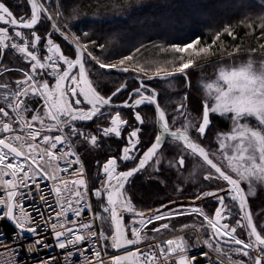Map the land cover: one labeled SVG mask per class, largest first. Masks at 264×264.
Returning a JSON list of instances; mask_svg holds the SVG:
<instances>
[{
    "label": "snow or ice",
    "instance_id": "snow-or-ice-1",
    "mask_svg": "<svg viewBox=\"0 0 264 264\" xmlns=\"http://www.w3.org/2000/svg\"><path fill=\"white\" fill-rule=\"evenodd\" d=\"M75 2L25 0L21 14L0 0V220L14 225L0 233V264H27L25 250L36 264H61L60 255L63 264H264V210L254 213L250 203L264 191V0L239 4L261 9L239 21L246 36L259 29L258 47L227 44L225 34L236 36L226 24L210 43L196 35L154 46L159 60L138 58L142 44L115 62L96 54L106 47L92 38L101 22L82 18ZM113 3L119 9L127 0ZM205 67L215 76L201 71L199 106H189L187 91L170 111L162 106L152 81L191 88L188 70ZM114 72L131 79L109 87ZM142 106H154L147 141ZM105 138L124 143L92 176L81 150ZM173 167L199 176L192 199L211 198L212 212L172 197L156 207L134 202L131 178ZM29 200L39 206L26 207ZM192 215L202 220L176 228L174 218ZM201 244L208 251L194 253ZM53 248L62 252L40 258Z\"/></svg>",
    "mask_w": 264,
    "mask_h": 264
},
{
    "label": "trees",
    "instance_id": "trees-1",
    "mask_svg": "<svg viewBox=\"0 0 264 264\" xmlns=\"http://www.w3.org/2000/svg\"><path fill=\"white\" fill-rule=\"evenodd\" d=\"M120 3L123 4L124 0H120ZM239 4L240 0H127L126 6L117 9L113 0H76L74 6L79 9L82 18H94L101 22L96 26L92 38L98 44L106 45L103 51L109 49V53L104 55L106 60L121 57L123 56L122 52L127 55L133 53L142 44L144 48H141V52L137 53V57L144 60H155L157 57H162V54H159L154 46L187 41L195 38L196 35L200 36L202 42L207 40L210 43L213 34L226 24L233 26L236 36L233 41L232 37L225 34L222 39L227 44H241L245 49L258 47L256 36L259 35V29L257 28L255 35L246 36L249 30L239 25V21L246 16L255 19L261 14V9L247 5L240 7ZM256 23L258 24V20ZM260 42L264 43V39ZM96 51L99 52L98 49ZM255 58L259 59V56ZM205 68L189 71L192 87L196 85L194 79L195 76L196 79L198 78V71H204ZM121 78L131 79L127 74L114 72L112 77H105V83L112 87L109 81ZM176 82L180 91L183 87L188 88L181 80L178 79ZM155 85L158 86V91L161 93L162 106L167 104L170 110L171 105L177 102L174 100H177L178 96L169 98V94L167 95L169 85H164L163 88L158 81ZM148 111L154 115V107H142V115L145 118V125L142 126V138L145 141L152 137L155 128V124L146 122ZM129 119L131 122H135L134 116L131 114H129ZM223 124L221 123V125ZM123 143L122 140L120 145H117L113 139L105 138L100 147L96 149L97 151H93V149L91 152L83 151L81 154L88 172L91 175L97 172L99 167L97 161L103 162L107 156L115 154V147L119 148ZM163 175L166 182L142 179L135 182L133 180L129 185L132 186L131 190L136 198L135 201L154 203L153 207H155L161 200L166 201L170 195L175 194L177 191H174V188H177L178 185L174 173L165 171ZM214 206L211 208L214 209ZM1 225L10 228L6 222H1Z\"/></svg>",
    "mask_w": 264,
    "mask_h": 264
},
{
    "label": "rangeland",
    "instance_id": "rangeland-1",
    "mask_svg": "<svg viewBox=\"0 0 264 264\" xmlns=\"http://www.w3.org/2000/svg\"><path fill=\"white\" fill-rule=\"evenodd\" d=\"M258 23H259V21H258ZM97 49L99 50L100 53L96 51ZM97 49L95 50L96 54L99 53L98 55H100L102 59H105L104 55H105V53L106 54L109 53V49L104 50V51L102 49H99V48H97ZM122 54H123V56L127 55V54H124L123 52H122ZM121 57H117V58H115L113 60H106V62H115L117 59H119ZM161 58L162 57H157L155 60H159ZM240 59L246 60L247 59V55H244V56L240 57ZM195 69H197V68H195ZM191 70L192 69H189L188 71H191ZM203 74L209 79H212L215 76V73H214L212 67H206L205 70L203 71ZM194 80H195L194 84H196L195 87H192V88L183 87L181 89V91L179 90L178 84L176 82L177 86L175 88L168 87V91L169 92L167 93V95L169 94V98L178 96L177 100H174V101H177L176 103H178L182 99L183 93L187 91L189 93V97H190L189 98V106L192 107V108L199 106V104L201 103L202 95H203L202 85L200 84V81H201V72L200 71H198V78L196 79V76H195ZM157 81L159 83H161L163 88H164V85H168L165 81L158 80V78H157ZM149 112H151V111L147 112L148 115L146 117V122L150 123V124H154V115L152 114V112L151 113H149ZM224 124L226 126H223ZM224 124L220 125V127L223 130H227L229 128V124L227 122H224ZM96 149L97 148L93 149V151H97ZM82 152H83V150H81V153ZM81 157H82V160L84 161V158H83L82 154H81ZM85 157H87V156H85ZM84 163H85V161H84ZM167 167H168V165H167V163H165V168H167ZM85 168L88 171V168H87L86 164H85ZM168 171H172L174 173V175L176 177V180H177L178 187H182L184 189L183 193L177 191L175 194L170 195V197H172L173 199H179V198H182V197L185 196L184 198H186L187 200L192 202L191 205H193V206H203L205 211H208V212H212L213 211L212 208H213V205H215V201H213L211 198H209L205 202L201 201V202H198V203L192 199L193 193L198 191L199 176H194L192 178H189L188 173H189V171H191L190 168L188 170H179L178 171L176 167H173L172 169H170ZM91 172H93L92 169H91ZM95 174H96V172L92 176H95ZM133 178L131 180L132 181L134 180L135 182L137 180H139V179H142L144 181H150V180L158 181V180H162L163 182H166V180L164 179V175L154 174L153 170L151 168H149L147 172L138 173ZM128 186H129L130 189H132V186L130 187V185H127V187ZM131 192H132V190H131ZM134 202H139L140 207H144V206H152L153 207L154 206L153 205L154 203H150V202H146V201H142V200L134 201ZM250 203H251L252 209L254 210V213H259L261 210H264V191H260L258 189L257 190V195L255 197L251 198ZM197 220H202V217H197L195 215H192L191 217H176V218H174L173 222L175 223L176 228L179 229L181 227V222L191 225L194 222H196ZM176 233H178V235L181 234L179 231H177V232H170L166 236H169V235H172V234H176ZM166 236H164V237H166Z\"/></svg>",
    "mask_w": 264,
    "mask_h": 264
},
{
    "label": "built area",
    "instance_id": "built-area-1",
    "mask_svg": "<svg viewBox=\"0 0 264 264\" xmlns=\"http://www.w3.org/2000/svg\"><path fill=\"white\" fill-rule=\"evenodd\" d=\"M75 167V166H74ZM48 182H44V184L42 185V187H45L47 185ZM33 203H35L37 206H39V201L38 200H35V201H32V200H29V201H26V207H29L31 206ZM34 214V213H33ZM1 222H6L10 225V228H5L3 227L2 225L0 226V233H6V234H11L12 231H13V228H14V225L8 221V220H0V223ZM165 238V237H164ZM166 239V238H165ZM201 249H203L204 251H208V249L206 248V246L204 245H200L199 248H194L192 251L194 253H198L201 251ZM62 252V250L58 249V248H53V249H48V250H45V252L41 253L40 254V258H43L44 255L46 254H50V255H58ZM36 256V253H33L31 255H29L26 250L24 252L21 253V257L22 259L26 260L27 261V264H36V261L35 259H33V257ZM4 258V253L2 250H0V259H3ZM59 258L61 259V264H63V257L62 255L59 256ZM200 259H204L202 256L199 257ZM74 259H77L79 260V257H75Z\"/></svg>",
    "mask_w": 264,
    "mask_h": 264
},
{
    "label": "flooded vegetation",
    "instance_id": "flooded-vegetation-1",
    "mask_svg": "<svg viewBox=\"0 0 264 264\" xmlns=\"http://www.w3.org/2000/svg\"><path fill=\"white\" fill-rule=\"evenodd\" d=\"M11 4H12V6L13 7H15L16 8V10L19 12V13H23L24 12V10H25V0H11ZM11 66V65H10ZM157 81L156 80H154V81H152V83L155 85V83H156ZM142 107H144V106H142ZM154 120H155V115H154ZM86 123H88V124H91L92 122H86ZM142 131H143V127H142ZM123 146V144L121 145V147ZM113 147V146H112ZM115 152H117V150H118V148H116L115 147ZM131 182H132V180H131ZM131 184V183H130Z\"/></svg>",
    "mask_w": 264,
    "mask_h": 264
},
{
    "label": "bare ground",
    "instance_id": "bare-ground-1",
    "mask_svg": "<svg viewBox=\"0 0 264 264\" xmlns=\"http://www.w3.org/2000/svg\"><path fill=\"white\" fill-rule=\"evenodd\" d=\"M173 235H178V234H173Z\"/></svg>",
    "mask_w": 264,
    "mask_h": 264
}]
</instances>
